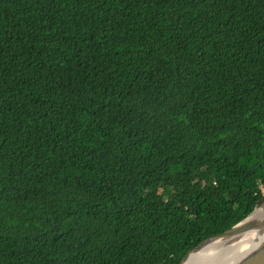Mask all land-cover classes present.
<instances>
[{
    "label": "trees",
    "instance_id": "16d2710c",
    "mask_svg": "<svg viewBox=\"0 0 264 264\" xmlns=\"http://www.w3.org/2000/svg\"><path fill=\"white\" fill-rule=\"evenodd\" d=\"M263 196L264 0H0V264H180Z\"/></svg>",
    "mask_w": 264,
    "mask_h": 264
},
{
    "label": "bare ground",
    "instance_id": "6f19581e",
    "mask_svg": "<svg viewBox=\"0 0 264 264\" xmlns=\"http://www.w3.org/2000/svg\"><path fill=\"white\" fill-rule=\"evenodd\" d=\"M264 219V207H259L247 221L259 224ZM264 245V229H257L225 235L211 239L191 252L183 264H238L249 254Z\"/></svg>",
    "mask_w": 264,
    "mask_h": 264
},
{
    "label": "water",
    "instance_id": "95a60500",
    "mask_svg": "<svg viewBox=\"0 0 264 264\" xmlns=\"http://www.w3.org/2000/svg\"><path fill=\"white\" fill-rule=\"evenodd\" d=\"M259 207H264V196L261 198L260 201L255 203L253 210L251 211V213L248 216H246L243 220H241L239 223L234 225L231 229L223 232L220 235L208 238L207 240L200 243L196 248L190 250L184 256V258L181 260L180 264H183V262L186 260V258L188 257V255L191 252L197 250L202 244H204L205 242H207L211 239H215V238L222 237L225 235H235V234H238L240 232H245V231L253 230V229H257L258 234H261L262 230L264 229V219L261 221V223H259L257 225L247 222L252 217V215L255 213L257 208H259ZM238 264H264V245L262 247H260L259 249H257L256 251H254L253 253L246 256Z\"/></svg>",
    "mask_w": 264,
    "mask_h": 264
},
{
    "label": "clouds",
    "instance_id": "9594fccd",
    "mask_svg": "<svg viewBox=\"0 0 264 264\" xmlns=\"http://www.w3.org/2000/svg\"><path fill=\"white\" fill-rule=\"evenodd\" d=\"M214 184H215V182H214Z\"/></svg>",
    "mask_w": 264,
    "mask_h": 264
}]
</instances>
